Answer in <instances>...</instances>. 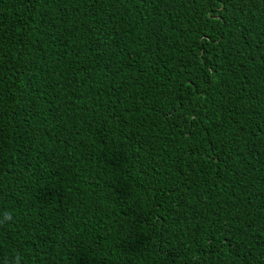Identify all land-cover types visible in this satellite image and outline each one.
Instances as JSON below:
<instances>
[{"label": "trees", "instance_id": "trees-1", "mask_svg": "<svg viewBox=\"0 0 264 264\" xmlns=\"http://www.w3.org/2000/svg\"><path fill=\"white\" fill-rule=\"evenodd\" d=\"M0 264H264V0H0Z\"/></svg>", "mask_w": 264, "mask_h": 264}, {"label": "clouds", "instance_id": "clouds-1", "mask_svg": "<svg viewBox=\"0 0 264 264\" xmlns=\"http://www.w3.org/2000/svg\"><path fill=\"white\" fill-rule=\"evenodd\" d=\"M14 213L10 211H4L0 213V226H11L14 223ZM21 256L15 255L14 258L6 260L4 264H21Z\"/></svg>", "mask_w": 264, "mask_h": 264}]
</instances>
